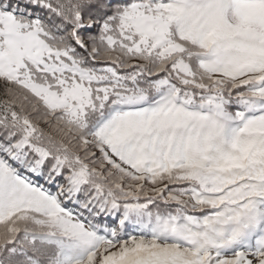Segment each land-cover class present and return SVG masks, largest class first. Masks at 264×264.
Segmentation results:
<instances>
[{
    "label": "snow or ice",
    "instance_id": "6c2138e0",
    "mask_svg": "<svg viewBox=\"0 0 264 264\" xmlns=\"http://www.w3.org/2000/svg\"><path fill=\"white\" fill-rule=\"evenodd\" d=\"M0 264H264V0H0Z\"/></svg>",
    "mask_w": 264,
    "mask_h": 264
}]
</instances>
